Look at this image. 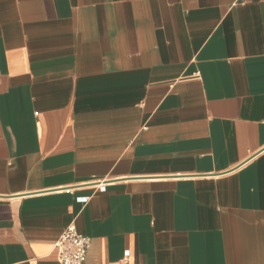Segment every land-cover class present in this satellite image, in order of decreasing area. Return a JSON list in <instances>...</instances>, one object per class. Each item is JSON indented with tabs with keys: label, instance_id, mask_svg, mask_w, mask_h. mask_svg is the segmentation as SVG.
Listing matches in <instances>:
<instances>
[{
	"label": "crops",
	"instance_id": "crops-1",
	"mask_svg": "<svg viewBox=\"0 0 264 264\" xmlns=\"http://www.w3.org/2000/svg\"><path fill=\"white\" fill-rule=\"evenodd\" d=\"M71 224L83 264H264V0H0V264Z\"/></svg>",
	"mask_w": 264,
	"mask_h": 264
},
{
	"label": "built area",
	"instance_id": "built-area-1",
	"mask_svg": "<svg viewBox=\"0 0 264 264\" xmlns=\"http://www.w3.org/2000/svg\"><path fill=\"white\" fill-rule=\"evenodd\" d=\"M108 179L97 180L93 183L99 191H105ZM89 196H79L77 200L82 203L88 202ZM90 247V238L80 234L74 224L68 226L56 242L58 259L61 264H83L87 258Z\"/></svg>",
	"mask_w": 264,
	"mask_h": 264
}]
</instances>
